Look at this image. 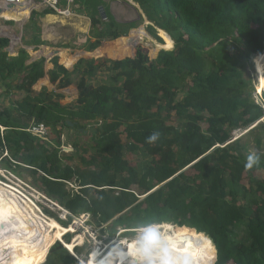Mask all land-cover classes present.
Segmentation results:
<instances>
[{"label": "trees", "instance_id": "obj_1", "mask_svg": "<svg viewBox=\"0 0 264 264\" xmlns=\"http://www.w3.org/2000/svg\"><path fill=\"white\" fill-rule=\"evenodd\" d=\"M134 1L165 50L122 44L130 26L103 21L101 0H75L92 19L95 41L84 53L11 58L0 37V78L19 76L27 93L0 110V158L9 154L1 166L28 172L47 197L72 216L89 215L110 238L120 227L168 225L205 242L200 264L208 253L207 264H264V105L249 74L252 60L255 71L264 66V0ZM53 13L33 14L34 34L36 19ZM32 43L42 44L36 34ZM29 121L46 124L58 145L27 132ZM90 126L88 148L73 143L79 162L77 153L62 155L63 131ZM242 129L250 131L234 141ZM154 132L158 140L147 143ZM251 144L259 163L248 170ZM77 260L58 242L45 264Z\"/></svg>", "mask_w": 264, "mask_h": 264}, {"label": "crops", "instance_id": "obj_2", "mask_svg": "<svg viewBox=\"0 0 264 264\" xmlns=\"http://www.w3.org/2000/svg\"><path fill=\"white\" fill-rule=\"evenodd\" d=\"M60 1L62 5H66V0ZM101 8L106 14L104 19L100 13L103 21L111 19L121 25L130 26L128 33L130 35L128 38V34L121 38L122 44H124V40H135L134 45L131 44L133 45L131 47L134 48H138L142 43L144 44L145 37L135 35L134 32L143 30L145 34L149 35L147 28L152 23L148 21L139 4L134 0H101L99 11ZM77 9L78 5L75 2V16L73 17H61L53 13L37 18L35 21V34L42 42L40 45L32 43L35 34L29 25L33 14L35 12L42 13L45 9L36 5L30 9V13L21 14L22 17L16 16L15 21L9 23L0 21V37L10 41V46L6 49L9 57H18L23 50L29 54L33 51H38L40 54L47 51L86 52L89 41H95L92 19L78 13ZM137 39L141 40L136 41ZM20 85H22V81L19 76L7 80L0 78V110L15 106L19 100L27 96L26 91L19 89ZM40 91V87L35 88V92L39 93ZM26 123L29 127L30 121Z\"/></svg>", "mask_w": 264, "mask_h": 264}, {"label": "bare ground", "instance_id": "obj_3", "mask_svg": "<svg viewBox=\"0 0 264 264\" xmlns=\"http://www.w3.org/2000/svg\"><path fill=\"white\" fill-rule=\"evenodd\" d=\"M256 73L258 74L257 89L263 91L264 67L258 69ZM35 208L36 204L32 200L22 196L14 186L4 184L0 180V264H14L17 256L21 254L28 256L33 264H41L46 260L50 245L55 241H62L65 233L74 231V227H63L56 220L47 218L43 212H35ZM163 226V230L169 234L173 252L182 264L185 261L187 264H200L204 242L200 241L199 245H195L194 252L191 253L184 236L176 234L166 225ZM43 227L48 232L46 238H41L36 233L43 231ZM83 238V236H78L74 242L65 243V246L70 251H74ZM177 241L183 243L185 248L183 251L176 252L174 249ZM116 246L117 242L112 243L107 247L106 252L96 248L90 254L88 261L82 264H135L134 259L128 256L126 248L120 249ZM117 252H121L122 256H118ZM18 264H23V262L20 261Z\"/></svg>", "mask_w": 264, "mask_h": 264}, {"label": "rangeland", "instance_id": "obj_4", "mask_svg": "<svg viewBox=\"0 0 264 264\" xmlns=\"http://www.w3.org/2000/svg\"><path fill=\"white\" fill-rule=\"evenodd\" d=\"M157 30H158V35H159V29H157ZM129 35L130 34L127 35V38L129 37ZM159 37H161V36L159 35ZM144 39H145L144 44L142 43L141 45H139V47L143 46V47L149 49L150 51H152L153 53L158 52L160 50H165L162 48L163 44L159 43L151 35L146 34ZM174 46H175V43H174ZM251 62L253 64V67H252V69H249V74L251 75L252 80H253V87L255 89V99L259 104L264 105V90L258 91V89H257L258 74L255 71V64H254L253 60ZM262 67H264V66H262ZM35 94H38V93L35 92ZM0 103H1V101H0ZM206 127L207 126L204 124L203 128L206 129ZM253 127H251V128H253ZM250 129H248V130H245V129L237 130L236 132L233 133V140L235 141V140L241 138L242 136L246 135L250 131ZM93 130H94V126H90V128L88 129L87 132H84V131L81 132L78 129H76V130L75 129L74 130L65 129L61 135L62 136V145L59 147V149L61 150V154L64 155L67 153L68 155H71V154L74 155L75 153H77L76 148L73 145L74 142L78 143L82 147L83 150L85 148H88L89 144H91L93 141V133H94ZM52 136H53V133H52V131H50V135L45 141H47L49 146L53 149L58 144L55 140H53ZM254 147H255V144H251L249 146L250 153L256 154L257 150ZM89 156H90V152L87 154V157H89ZM75 161L79 162V153H77ZM66 163L73 165V162H71V161H69V162L66 161ZM74 165H76V163ZM78 165H80V164H78ZM22 171L23 172H21V176H19L18 174L3 168L1 166V163H0V180L4 184H8V185L10 184V186H14L16 189H18L21 192L22 196L26 197L27 199L32 200V202L36 204V208L34 209L35 212H37V213L43 212V214L47 218H52V219L56 220L63 227H65V226L60 221L69 222V217H73L71 224L68 225L66 228L74 227V231L65 233L63 235L62 241H60V243H62L65 246L66 245L65 243H67V240H70V243H72V242H74L76 237H78V236L84 237L83 241H81L78 245H76V247L82 248V254L78 255L75 252V250L71 251V253L77 257L78 264H82L83 262L88 261L90 254L96 248H99L102 251L106 252L107 247L109 245L117 242V246H119L120 249H123L120 246V240H122L126 237L130 238L132 236V234H133L132 230L127 231V230H124L122 227H120L117 229L118 230L117 234L113 238H110L108 233L103 234L101 232L100 228H97L93 224L90 223V216L89 215L83 214L80 216H72L68 211L64 210L63 208L61 209L60 205H58V203H56L54 200L47 197L44 192H42L38 188H36L33 185V180L31 178L30 174L24 170H22ZM78 185H79L78 183L73 182L72 184L69 185V189L73 190V191H78L80 189L78 187ZM58 220H60V221H58ZM104 227H107V225H105ZM42 229H43V231H39L36 233H38L39 237L46 238L48 235V232L46 229H44V227ZM174 232L178 235H181V234L177 233L175 230H174ZM182 236H184V238L187 240V242H188L187 244L189 245V250L191 253L194 252V250H193L194 246L199 245L200 241H203L200 237L192 238L189 233H186ZM58 242L59 241H55L54 243H52L49 247L48 252H50L52 247ZM206 247H207V245H205V242H204V248L202 250L203 253H204ZM174 249L176 250V252H180V251H183L185 248H184V245L181 241H177L175 246H174ZM207 251H208V248H207ZM48 256H49V253L47 254L46 260L41 264H45L47 262ZM209 258L210 257H209V253H208V258H207L206 264L209 262ZM20 261H22L23 264H33L31 259L28 256H26L25 254H21V255L17 256V259H15L14 264H18V262H20Z\"/></svg>", "mask_w": 264, "mask_h": 264}, {"label": "clouds", "instance_id": "obj_5", "mask_svg": "<svg viewBox=\"0 0 264 264\" xmlns=\"http://www.w3.org/2000/svg\"><path fill=\"white\" fill-rule=\"evenodd\" d=\"M159 135L158 132H154L147 138V143L156 142ZM258 163L259 157L255 153H250L244 166L250 170ZM163 228L162 224H142L132 230L130 238L120 240V246L127 249L128 256L134 259L135 264H182L173 252L169 234ZM116 254L122 256L121 252Z\"/></svg>", "mask_w": 264, "mask_h": 264}, {"label": "built area", "instance_id": "obj_6", "mask_svg": "<svg viewBox=\"0 0 264 264\" xmlns=\"http://www.w3.org/2000/svg\"><path fill=\"white\" fill-rule=\"evenodd\" d=\"M36 5L45 10H51L61 17L75 16V0H66L65 6L62 5L60 0H0V21L4 23L15 21L16 16L22 17L21 14L30 13V9ZM0 128L3 133L5 129L1 126ZM26 131L43 140H46L50 135V129L44 123H32ZM8 157L9 154L6 152L0 158V163Z\"/></svg>", "mask_w": 264, "mask_h": 264}, {"label": "water", "instance_id": "obj_7", "mask_svg": "<svg viewBox=\"0 0 264 264\" xmlns=\"http://www.w3.org/2000/svg\"><path fill=\"white\" fill-rule=\"evenodd\" d=\"M100 13H101V16L105 19L106 18V14L104 12V10L101 8L100 9ZM60 242V241H59ZM69 250V249H68ZM70 251V250H69ZM71 252V251H70ZM50 253V252H49ZM74 255V254H73ZM75 256V255H74ZM216 258H217V255H216Z\"/></svg>", "mask_w": 264, "mask_h": 264}]
</instances>
